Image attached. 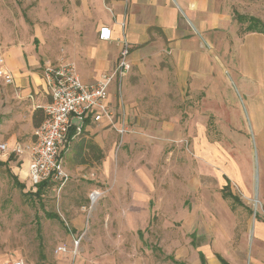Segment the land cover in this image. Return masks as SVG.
<instances>
[{"label": "rangeland", "instance_id": "1", "mask_svg": "<svg viewBox=\"0 0 264 264\" xmlns=\"http://www.w3.org/2000/svg\"><path fill=\"white\" fill-rule=\"evenodd\" d=\"M223 1L214 3L222 6ZM227 2L233 9L240 38L249 33L245 31L249 21L238 22V13L264 22V0ZM100 6L99 1L91 0H0V40L1 36L25 41L38 37L41 65L45 61H69L80 71L81 65L90 67V49L98 42ZM156 35L150 33L152 38L145 44L166 40ZM210 36L215 43L213 51L217 52L216 34ZM199 37L204 42L203 35ZM228 39L231 52H235L232 33ZM135 47L142 48V42ZM159 66L165 70L169 64ZM139 71V65L133 64L129 73L118 79L116 100L135 103L134 110L127 114L129 132L123 137L134 135L144 139L137 143L131 159L141 160L142 167L152 174L148 178L154 192L145 208V217L142 216L140 231L109 233L105 223L99 226L102 233L82 239L76 249L75 239L59 214L58 184L50 183L41 195H36V188L21 172L25 162L22 156L27 154L0 152V160L9 165L0 167V264L8 257L23 258L31 264H201L200 250L205 253L207 264H221L217 255L231 264H249L243 254L252 247L256 219L264 217V129L251 98L254 94L251 96L239 81L225 75L228 89L224 100L231 103L228 109L233 118L229 114L225 119L219 115L213 96L201 107L191 102L194 98L186 92L190 81L174 80V74L167 70L158 80H148L146 76L140 80ZM126 78L131 101L124 89ZM153 88L161 94L151 95ZM181 90V95L175 94ZM257 102L264 107V96ZM135 118L145 127L135 126ZM199 118H205L203 125ZM3 120L0 115V129ZM119 136L116 157L124 150L123 137ZM16 144L8 143L10 149ZM8 167L25 184L24 189L15 185ZM227 179L243 204L222 197ZM102 193L101 198L105 192ZM255 197L260 201L258 208L253 203ZM89 201L91 215L98 201ZM60 246L66 250H59Z\"/></svg>", "mask_w": 264, "mask_h": 264}, {"label": "crops", "instance_id": "2", "mask_svg": "<svg viewBox=\"0 0 264 264\" xmlns=\"http://www.w3.org/2000/svg\"><path fill=\"white\" fill-rule=\"evenodd\" d=\"M91 1H99V6H102L96 27L98 42L89 53L90 67H79L85 84H95L102 72L116 65L119 57L118 41L126 37L132 45V66L136 64L140 67V80L142 76L148 80H158L161 73L167 70L174 74L171 77L174 80L190 81L186 92L194 98L191 102L201 107L213 96L215 105L219 107V115L227 119L229 114L232 118L228 109L231 103L224 100L225 90L228 89L225 75H229L231 79L239 81L248 94H254L251 98L260 113L261 127L264 129V107L257 102L264 96V34L249 32L240 38L238 24L232 17L233 9L227 0L223 1L222 6H216L214 0ZM95 9L98 10V7ZM104 25L112 29L111 41L99 38L100 28ZM150 33L155 36L159 34L161 40L164 36L166 40L145 44L152 38ZM211 33H215L218 40L217 52L213 51L215 43L214 39L211 40ZM229 33L234 36L235 52H231ZM200 34L204 42L200 40ZM37 38L25 41L1 36L0 40L6 46L7 66L15 77V83L9 85L0 79V115L4 119L0 141H6L11 146L19 141L25 143L33 139L34 130L45 120L44 107L51 101L43 78L42 53ZM141 42L142 48H134ZM164 62L169 66L160 70L159 65ZM212 83L214 86L211 87ZM124 89L131 101L127 78ZM150 93L161 94L155 88ZM175 94L181 95L182 90ZM200 95L203 98H197ZM116 98V89L113 87L110 104L119 120L125 112L124 120L127 122V114L134 110L135 103L128 101L121 105ZM204 119L199 118L202 125ZM134 121L138 124L135 126L145 127L143 123L139 125L140 119L135 118ZM36 122L40 124L37 126ZM119 137L118 132L105 122L88 120L79 134L75 132L74 126L70 129L69 142L61 157L71 179L60 190L59 214L68 225L72 238L80 239L79 246L82 239H91L97 233H102L99 226L105 223L108 224L109 233H112L111 230L123 233L140 231L142 216L154 192L150 189L152 181L148 178L152 174L148 168L142 167L141 160L131 159L137 143L144 139L134 135L123 137L124 150L116 157ZM22 158L25 162L22 163L21 172L25 173L28 155ZM94 190L105 193L89 215V195ZM262 196L264 198V189ZM79 200L82 203H78ZM251 245L243 254L249 259V264H264V217L256 219ZM200 252L205 256L202 250ZM14 258H5L1 264Z\"/></svg>", "mask_w": 264, "mask_h": 264}, {"label": "built area", "instance_id": "3", "mask_svg": "<svg viewBox=\"0 0 264 264\" xmlns=\"http://www.w3.org/2000/svg\"><path fill=\"white\" fill-rule=\"evenodd\" d=\"M100 40L111 41L113 33L111 27L104 25L100 28ZM119 57L116 65L110 71L101 73L93 85L84 83L76 65L72 62L59 61L52 63L45 61L42 65L43 78L51 101L44 107L45 120L34 130V137L28 142L17 143L12 149L7 143H0V152L7 155L17 152L28 155V167L24 173L32 188L42 182L58 184V190L68 183L71 174L62 161V151L69 142V132L72 126L77 134L83 131L88 120L105 122L114 128L122 137L129 132L123 118L118 119L110 104L111 89H118V79H123L132 69L130 54L132 45L126 37L119 39ZM0 79L5 85L14 84L15 77L8 68L5 47L0 44ZM122 92V85H119ZM121 105L124 104L120 98ZM76 120L77 122H74ZM102 192L94 190L89 198L92 204L102 196ZM80 239L74 245L79 247ZM59 250L66 248L60 246ZM2 264H31L23 258H14Z\"/></svg>", "mask_w": 264, "mask_h": 264}, {"label": "trees", "instance_id": "4", "mask_svg": "<svg viewBox=\"0 0 264 264\" xmlns=\"http://www.w3.org/2000/svg\"><path fill=\"white\" fill-rule=\"evenodd\" d=\"M236 20L240 23H244L246 21H249L247 27L245 28L246 32H259V33H263L264 34V22L255 16H246L244 14H240L238 13L236 16ZM35 115L37 116V112L35 113ZM40 123L36 122V125L38 126ZM3 165H7L6 161H2L0 160V167ZM7 171L9 172V174L11 175V177L14 180V183L16 186L20 187L21 189L25 188V184L21 183L19 181L18 176L8 167ZM50 183L48 182H42L40 183L37 187H36V191L35 194L36 195H41L44 191V189L46 187H49ZM223 196L225 198H231L234 200V202H238L240 204H243V202L241 201L239 195H237L236 193H234L231 188H230V179H227V184L223 187ZM51 216L58 218L59 215L58 214H51ZM195 242V241H194ZM200 255V259H201V263L202 264H207V260L204 256V254L202 252L199 253ZM170 258H172V260H174L175 262H179L177 261L173 256H171ZM219 260L221 261L222 264H230L224 257H222L221 255H218Z\"/></svg>", "mask_w": 264, "mask_h": 264}, {"label": "bare ground", "instance_id": "5", "mask_svg": "<svg viewBox=\"0 0 264 264\" xmlns=\"http://www.w3.org/2000/svg\"><path fill=\"white\" fill-rule=\"evenodd\" d=\"M253 203H254L255 207L258 208L260 206L259 198L255 197L253 200Z\"/></svg>", "mask_w": 264, "mask_h": 264}]
</instances>
